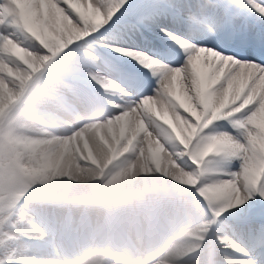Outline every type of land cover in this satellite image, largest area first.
<instances>
[{
    "label": "rangeland",
    "instance_id": "374dc122",
    "mask_svg": "<svg viewBox=\"0 0 264 264\" xmlns=\"http://www.w3.org/2000/svg\"><path fill=\"white\" fill-rule=\"evenodd\" d=\"M53 1L54 0H51L52 4H54ZM138 1L139 0H136L139 6L136 10L137 16L134 15L132 19H135L144 27L143 31L138 32L139 36L143 33L142 41L145 43L149 38H151V40H154L153 37L150 36L154 34L156 35L154 37L162 40L164 44H169L170 42L167 41L164 37H161L155 28L150 27L153 22L148 23V20L151 19V8L149 6L154 3V0H142V3H138ZM240 1L243 4H246L247 0ZM13 2L12 3L14 4V7L11 8L16 14L17 30L19 32L21 31L25 35V37H27L36 46L37 51H42L47 58L46 61L36 69L30 68V66L24 67V70H28L29 77L22 85L19 84L21 83V78L19 76L12 75L11 73H8L6 75V71L3 72V74H0V80L4 82V86L10 84L9 81L15 83L10 87L12 90L15 89V94L12 95L11 93H9L7 95L5 103H0V120H2L4 114L8 115L5 116L7 117L5 122L9 123V118L11 120V116H14L13 123L9 125L11 130L10 137L6 138V140L4 138H0L3 140L2 142L5 141L4 143L7 145L5 146L4 144L2 145L0 143V264H15L16 261L19 264H25L23 262L20 263L21 260L19 259L31 262L28 258L20 256L19 251L21 247L19 243L34 248L46 261H57L61 258L59 264H81L83 260H79L80 257L85 258L92 252L98 254L96 260L98 264H115L119 256L127 259L130 264H169V262H174L176 264H186L185 260H179L177 262L167 260L168 256L166 255L168 253V250L171 249L174 241L179 238H182L181 240L186 242V245L182 250V253H184L186 259L194 260L198 259L201 256H206L204 264H214V261L212 259L217 252L213 251V248L216 244V238L226 240V237L230 244H224V241H220V243L223 244L224 248L227 247L226 245L234 246L233 249L229 250V252L226 254L227 257L232 261L230 264H249V261L253 258V253L262 251L264 245H261L260 242L258 243V241L255 242L254 239H252L254 242H250L249 237L244 236L249 233L247 232L248 230H251L253 228L258 227L264 229L263 224L257 223V221L264 220V206L261 204L259 205V198L257 197L256 201L259 209L257 210L258 216H256V218L251 217V213L249 212L251 206L252 211H254V206H256V203H254V199L248 201L247 208L244 206L236 208L237 200L234 195V188L238 184V182L236 180L224 179V177L229 174L228 172H235L239 170V162L235 160L232 161V159L237 156H243L246 157V162L250 160H257L256 170L255 172H253L252 177H254L256 182L261 178V162L264 151L262 152V148L260 146V132L258 133V139L256 140L255 138H253V134L254 132H256L255 128L248 125V121L252 118V111L249 112V115L243 121L235 122L236 128L240 131V133L243 134L244 138L247 141V146L245 147L244 145L243 148L238 147V142L232 135L223 131L230 130L227 129V126H225L223 122H221L223 125H219L217 129L216 127H214L215 125H217V122H215L216 119H211V123H213L211 131H204L203 127L207 124L211 115L214 118L219 119H223V117L226 116V122L229 121L232 117L240 115L245 110L240 111L238 115H227L224 113H220V115L214 116L213 113L215 111L211 109V107H209L206 112H202L200 107L194 108L192 112H187L183 108H178L175 104H173L172 107L174 111L168 110L167 113L163 115L165 123L167 121L170 126L172 125L175 128V133L177 136L181 135V130L183 132L182 138L187 141V147H182L184 160H187L189 163H191L190 157L187 156V153H189V141L192 145V151H190V153L193 154L194 157L195 154L192 152L197 153L199 159L197 160V164L199 165V167L197 169V172L195 173V181L193 182V184H189L187 187L179 186L174 182L175 180L168 185L166 173L163 174V178L162 176H160L159 178L157 177L156 182L154 183L158 184V180L159 186H156V184H154L152 187L162 186L163 191H168L174 194L175 198H172V196L167 197L155 194L146 195L141 199L135 200L137 201L136 203H133V201L129 202V199L127 198L130 196V194L138 192V190L127 192L129 188H127V186L123 184H127L128 181H130L129 178H126L124 181L121 180L120 182H118V184H120H117L118 186L115 187V178L119 174L121 168H128L129 166L136 164V158H139L140 161H146V163L141 164L147 165L149 168L152 166L151 160H149L148 157L145 156V153L143 152L144 145L142 143H133L132 141L128 142L129 138H124L123 140L117 142L112 141V144L111 141L107 140H113L111 134L108 137H104L103 133L100 134L99 132H96V134H98V139L103 143L105 152L108 154V157L106 159L107 165L105 166L104 164L103 167H100L98 164H95L92 161L93 154L91 152L85 153L84 155L88 158L86 161L90 165V168L93 169L94 172H96L97 177L95 179H92L94 184H92L93 188H78V180L77 178H75V175L71 173V169H73L74 166H70L69 164H67L66 168H63L66 156L70 155L73 148L76 146V143L69 142L67 147L69 151H67L66 149H60L59 146L48 145V140H41L42 138L38 137L35 134L33 124L31 125L37 115H31L29 113V110L24 107L23 101H26L30 105H32L36 110L35 113H38L40 105V103H38V100L40 101V99L46 100L48 98H51L56 94L57 91L62 92L64 97L71 99L72 94H70L69 91L65 89L67 85L61 84L53 76L54 73L58 72L61 74H66L71 78L70 82L72 84H68V87L76 86L84 89L91 102L93 104H96L94 100L93 90L89 89L87 85H80L81 81L78 79L79 75L76 71L83 72L89 70L93 72H99V69L104 68L106 65L109 66V70L115 68L119 69V67L116 66L118 65V63L123 66L126 65L125 67H127V65H132V63H130V58L123 57L115 52H112L110 49H107L104 42L111 41L112 43V38L114 37L124 39V36L117 34L118 31L124 29L126 32H128L132 29L131 32H134L136 29L135 25L133 23L132 28V19L125 20L123 21V23L121 22L108 28L106 31V35L96 40H93L91 37L99 28V24H97L95 27L89 26L87 24H82L79 28L80 32H76L77 34L71 37L66 36L63 39L60 38L62 30H53L49 32V36H53V34H55L54 38L56 40V43L51 46L50 49L44 50L30 39L27 31H25L24 29H38L41 24H47L45 15L41 13V10L39 8H33L32 4L34 3V0H14ZM192 2L196 5V7L194 9H186L183 14L184 21H181L178 24H174V26H178V28L186 31V33H181V35L186 36L189 39L192 37V39L190 40L200 39L204 43L209 44L210 40L208 38L206 39V36L210 32L212 33L213 31H215L214 34H217L219 31H221V24L218 25L214 22L215 16L212 10L217 6L219 2L217 0H210L205 3H202L200 0H192ZM55 4L57 5V8H60V10L63 11L58 0H56ZM68 6L70 7L69 3ZM81 11L85 12L84 10ZM78 15L82 20L93 19L92 13L90 12L84 14L80 13ZM142 16L145 17L143 18ZM210 23H215L217 25V28H210ZM128 25H131V28H128ZM193 25L201 26V31L194 30ZM173 39L175 41L173 40V43H170L169 46L171 48H174V50L179 49L180 52L175 54L170 59L174 61L173 64L181 66L179 68H175L169 66V64L167 63L166 65L171 67L172 69H178L182 78H184V74L186 75V73L192 76L193 72L192 67L190 66V62H185L186 57L183 55V53H185L183 52L184 47H181L179 45L182 43V41L190 45L194 44H191L187 40H183L180 38ZM89 43H95L97 45V48L88 47ZM130 43L137 44L136 41ZM112 44L113 46L117 47V45H115L114 43ZM149 46L151 47L150 50L147 49L149 48ZM66 50H68V53L61 56L60 53ZM143 51L147 52L149 55L161 54L158 52V49L154 47V43L145 45V49H143ZM217 54L219 56L221 55L220 53ZM52 55L55 56L53 57ZM189 56V59H191L192 54ZM225 58H227L228 60L233 59V57L231 56H225ZM137 65L140 66L143 64ZM144 66L146 67L147 65ZM182 68H184L185 70L184 74L180 70ZM40 74L43 76H41L38 81L32 84L31 79L34 76ZM123 74H125V72H122L121 70L120 76H122ZM168 75L169 77H171V72H169ZM157 76L159 77V79H163L164 77L162 72L157 73ZM213 81L215 80L210 79L208 83H204L201 89L198 90V92L200 93V91H203L210 85V83H213ZM116 83L119 84V82ZM120 85L125 89V85H123L122 83ZM232 85L233 84L230 83L228 79H226L223 86L220 85L219 88L220 90H222L224 89V87L230 88L232 87ZM16 86H19V89H17ZM29 87H31L33 92L30 95H27V91L25 90L24 92V88L29 89ZM153 88L154 87L151 86V88H149L148 90L146 87V93L151 94V89ZM2 89L3 87L0 85V91H2ZM232 89L235 94L238 92V87L236 85H233ZM47 92H50V94L48 95ZM258 93H260V90H257L256 94ZM236 95L238 99L239 93H237ZM140 97L141 96L135 98V103L139 102ZM57 98L63 100V97ZM130 99L134 100L133 96L130 97ZM262 101L264 104V94L262 95ZM14 102H18V104L15 105L14 108L16 109L13 110L12 106L13 104H15ZM9 109L10 112L8 111ZM26 117L30 119V122H26L24 120V118ZM9 127L7 128L8 130ZM196 130L201 131V135H199L198 137L194 136ZM5 133L4 134L7 135L8 131H6ZM216 135H220L223 137L217 139ZM203 138L205 139V142L200 141V139ZM10 143L11 146L9 147ZM134 144L136 145L133 146ZM129 150L133 152L129 156H127ZM205 153L207 154V156H210L208 153H222V155L218 158H206ZM111 156H113L114 159H111L109 161L108 159H110ZM119 164H121V166ZM75 167L79 166L77 165ZM193 167H196V165H193ZM213 168L217 170L213 171ZM211 169L212 171H210ZM203 170H209L210 172H205ZM79 172L81 173L78 174L77 172L76 174L85 177V170H81ZM30 179L31 181H29ZM141 181V188H143V191L147 189L146 186L147 184H149V182H146L145 179H142ZM229 182L232 187L229 188V194H227L225 193V188L226 184H229ZM30 184L32 185L30 186ZM52 184L60 185L62 192L66 193V195H53L50 193H45L43 191L44 188ZM96 184L101 185V190L97 195L94 194ZM181 190L184 192H181ZM113 192L126 193L114 194ZM22 194L28 195H25L21 198ZM176 195L178 196V199L176 198ZM207 195H210L211 197H208L213 199H211L210 202L214 201L218 204L219 210L217 211V214H213L211 209L208 207L209 202L206 201ZM27 197H29V199L33 201L41 200L42 198H48V200L50 199V201H53L55 204H51L48 206L30 204L28 202L20 204L24 201L23 199ZM59 197H63L64 200H56V198ZM147 198H152L154 201H156L158 207H163L164 205L179 206L182 211V216L185 224L179 233L173 236V238H169V240L167 241V245L162 251H159V249L154 250L151 254L144 256V260H142L139 255V244L135 246L137 251H134V242H138L141 237L134 235H131V237L125 236L123 234L124 230L122 229V227L121 229L123 230V232L121 235L117 236L119 240L113 239V243L115 244H113L112 247H104L102 244L98 248L87 250V252L85 251L79 257V259L66 249L62 250L64 252V255H62L60 253V250H58L57 248V243H54L53 241V239H59L58 233L61 231L57 229V224L56 227L53 228V231H51L47 230L44 227L45 225H40L41 223L38 221V218H46L48 216L47 212L51 207H53V210L61 215H63V213L64 215H67L69 212L66 217L70 221V225L67 226V237L70 238L68 246L77 247L76 242L78 244H81L83 239H87L86 236L88 235H90L89 244L94 246L97 238L99 239L101 236H103V234L108 233L106 232V229H103V223L97 229L99 230V233L97 232V234H95V231L92 227V230L94 232L93 236L90 234L89 230H86V223L91 225L90 219L93 217V210L100 211V213H102V218L106 216L107 211L111 207L113 208V212H117V217L119 218L123 217L121 216L120 211H125L127 215H124L126 219V225L124 226L132 230V226L134 224L132 226H127V224L132 221L131 216L128 212L133 213V211H135L136 214H139L140 211L138 210V207H141L142 203L146 209H149L150 207L146 201ZM174 199H176V202H174ZM179 200L183 201H181V203L179 204ZM199 202L204 203L203 207L199 205ZM97 205H101L102 209L96 208ZM233 208L236 209L231 210ZM79 209H81L82 212L78 211ZM35 212L40 213V215L36 216ZM156 217L158 218L159 216L156 214ZM28 218H31V220L28 221ZM82 220H85V223H82ZM26 221H28V223H31V226L29 225L28 228L26 226ZM191 222H193L192 225L189 224ZM74 223L75 226L73 227ZM77 224H81L83 227L78 229L76 227ZM201 224L203 225L202 227ZM28 229H32V231L34 232L38 230V233H41V236L46 237L47 240H49L50 236L52 243H50L49 241L41 242V239L37 238V236H35V234H33L32 231ZM140 233L146 234L147 228H144ZM164 234H166V230ZM241 234L244 236H242ZM108 243L112 242L108 241ZM107 247L108 249H111V252L105 251L107 250ZM128 248H132L131 254L133 253V257L130 254V249Z\"/></svg>",
    "mask_w": 264,
    "mask_h": 264
},
{
    "label": "bare ground",
    "instance_id": "6f19581e",
    "mask_svg": "<svg viewBox=\"0 0 264 264\" xmlns=\"http://www.w3.org/2000/svg\"><path fill=\"white\" fill-rule=\"evenodd\" d=\"M14 0H7V3H10L12 7H14ZM202 3H205L210 0H200ZM13 2V3H12ZM54 4H52L51 0H34L33 8H39L41 10V13H43L46 17L47 24L53 25V30L60 31L62 30V25L60 24L59 18L53 21L49 18L50 11L57 8V5L55 4L56 0L53 1ZM58 2H60L58 0ZM65 2H68L71 9L76 12L77 14L80 13H92L93 8L91 4L86 0H65ZM168 2L172 3L173 0H168ZM255 2V0H253ZM229 3L231 4H243L240 0H229ZM248 3V0L246 1V4ZM75 4V5H73ZM245 4V3H244ZM89 6V7H88ZM84 10L85 12L79 10ZM213 10V9H212ZM12 8H7L0 6V74H3V72L6 71V75L8 73H11L12 75L19 76L21 78V83H25V81L29 77L28 70H24V67H29L32 69H36L38 66H41L46 61V56L43 54L42 51H37L36 46L27 38L25 35L20 31L17 30V19L16 14ZM144 18V17H143ZM215 18V17H214ZM236 19H239L237 16ZM250 19V18H249ZM245 20V25H238L239 30L244 34L246 43L237 44L236 42H233L231 40L225 39L224 35H222V39L224 40L225 44L231 43V47L233 51H240L241 54H246V51L248 48H251L255 54L258 55V47L259 44L264 38L263 32H264V23L258 22L254 19H252L254 22H256L260 29L259 33L255 30V27H248L246 25L247 19ZM149 22H153V18L148 20ZM214 22L218 25L220 23L214 19ZM213 23H210V28H217V25ZM173 27V24L171 25ZM194 30L201 31V26H195L193 25ZM130 28V26H128ZM189 28V27H188ZM179 31L183 32L181 28H178ZM76 32H80V29H76ZM158 32V31H157ZM130 33L133 37L129 36L125 32V30H120L117 34H120L124 36V39L120 38H112V43L117 45V47H131L138 50L143 51L145 49L146 42L144 43L140 38H137L134 36V33ZM215 31L209 34L214 37L216 34H214ZM152 34V33H150ZM159 34V33H158ZM213 34V35H212ZM153 36H156L152 34ZM262 35L261 37H259ZM206 36V35H205ZM162 37V36H161ZM210 36H206V39ZM259 39V41H257ZM129 42H128V41ZM160 40V39H159ZM174 40V39H173ZM136 41L137 44H133L130 42ZM162 42V40H160ZM175 41V40H174ZM202 41V40H201ZM203 42V41H202ZM228 42V43H227ZM149 44V43H148ZM216 44L218 46L223 47L222 43L216 42L212 40L209 41V45ZM183 48V55L186 57V61L190 62V66L192 67V76L184 74V68L180 69L183 74L184 78L180 75L179 71H176L177 69H172L171 67L167 65H159V64H153L150 59H145L142 55H136L134 59L137 61L138 64H143L138 66L137 63L133 60L130 61L132 63V67L139 70V72H144L145 74H138L140 82L134 81V80H128L124 76H120V71L117 69L109 70V66H106V68L99 69V72H93V71H83L79 72L76 71L78 76V79L81 82L85 83V80H87L88 83H90L93 86V89H99L101 92L108 93H118L121 94V103L116 108V116L117 118L113 120V122L110 125L104 126L101 123H96L94 125V131L99 132L100 134L103 133L104 137L111 136L113 137V140L107 139L109 141L117 142L118 140L128 139L132 142H140L144 145L143 152L145 153V156L148 157L149 160H151V167L149 168L147 165H143L141 163H136L132 166H129L128 168H121L119 174L114 180L115 187H117L121 180L124 181L126 178L130 179L127 184H123L129 188L127 192L133 191V190H142V179H145L146 182H149L147 184V188L152 187L154 184L156 186H159V181L156 179L159 178L163 174H167V184L174 181L179 186L187 187L189 184H193L196 178V174H193L188 170V168L185 166L182 170L177 172L174 167L172 161H181L184 160L183 157V151H178L174 154L166 153L162 150L163 141L168 140L170 138V135L172 132L167 128L165 125L164 120V114L167 113L168 110H173V104H175L178 108H183L187 112H192L194 108L200 107L202 111L207 109V107H212L214 111H218L220 113H225L227 115H238L240 111L246 112L249 109L252 111V118L248 121V125L251 127H254L256 132L253 134V138L256 140L258 139V133L260 132V146L262 148L263 141H264V104L262 101V95L264 94V68H260L257 64H253L250 62H242L239 60H236L233 58L232 60H228L223 55H218L217 52H214L212 49H206L202 50L200 48L195 47L194 45H190L186 42H183L179 45ZM147 48L148 50H150ZM187 51H186V49ZM225 48V45H224ZM190 51V52H188ZM33 52H39L37 55H32L30 53ZM192 54V58L189 59V55ZM174 63V61H172ZM144 65H147L146 67ZM149 67V68H147ZM146 69V70H145ZM154 71V72H153ZM162 72L164 77L163 79H159L157 76V73ZM169 72H171L172 76L169 77ZM90 74V75H89ZM210 79H214L213 83H210L208 87L211 85H214L217 83V87L209 94H201L198 92V90L201 89L202 85L204 83H208ZM228 79L230 83L233 85H236L238 87L239 97L237 99V93L235 94L232 87H224V89L220 90L219 86L224 84L225 80ZM114 80V81H112ZM155 81H159V85L155 83ZM116 82H119L116 83ZM3 81L0 80V85L3 87L2 91H0V103H5L7 95L11 93L12 95L15 94V89L12 90L10 87L13 86L15 83L12 81H9L10 84L7 86L3 85ZM125 85V89L122 88L120 84ZM140 83L142 84V87H140ZM62 84H66L62 82ZM67 87H65L66 90L69 91L70 94H72L71 99H77L80 101V103L88 106L89 110L91 112L97 111L99 108L98 104H93L91 100L88 98L86 92L84 89L72 86L68 87V84H66ZM153 86L154 88L151 89L152 93L147 94L146 93V87L149 90ZM17 89H19V86H16ZM207 89V88H205ZM257 90H260V93H257ZM17 91V90H16ZM49 95V92H47ZM86 96H85V95ZM134 98V100H131L130 97ZM141 96L138 103H135V98ZM237 100V101H236ZM45 101V99L38 100V103H41ZM97 106V108H95ZM175 107V108H177ZM242 112V113H243ZM26 122H30V119L28 117L24 118ZM32 122V121H31ZM30 125V124H29ZM32 125V123H31ZM98 135V134H97ZM223 136L216 135V138H222ZM86 139V138H85ZM44 140V139H41ZM112 142V144H113ZM48 145L54 146L52 141L48 140ZM78 143L80 146H83L84 140L78 138ZM134 144L133 146H135ZM236 146V145H234ZM60 149L68 150V145L59 146ZM133 151H129L127 153V156H129ZM92 155V161L95 164H98L100 167H103L107 165V157L108 154L101 159L98 158L95 154V151H91ZM171 155L172 160L167 159V157ZM67 159L68 156H66L64 161L63 168H66L67 166ZM109 160V159H108ZM122 160V159H121ZM87 162V161H86ZM154 164V167H153ZM121 166V164H119ZM248 173L250 176H252L253 172L256 170L257 166V160L254 161H248ZM119 166V167H120ZM90 167V165H89ZM156 167V168H155ZM91 169V168H90ZM81 170L74 171L71 169V173L75 175V178L78 180V188L85 187V188H93L92 179L97 177L96 172H92V174L86 173L85 177H82L81 175H77L76 173L80 174ZM93 170V169H92ZM140 181V183H139ZM118 184V185H117ZM228 184V183H227ZM226 184L225 193L229 194V184ZM94 185V184H93ZM181 192H184L181 190ZM114 194H124L126 192H113ZM226 195V194H225ZM245 199V196H241L239 202L242 203ZM148 205L151 206L153 204H157L156 201H154L152 198L148 199ZM244 207L247 208L248 201L246 202ZM158 207V204H157ZM159 211L162 214L167 213L168 211H172V206L164 205L163 207H158ZM52 210L48 211L51 212ZM78 211L82 212L81 209ZM141 215L128 212L131 216L132 221L127 224V226H132L135 222L142 223L143 220L150 219L151 221H156L159 225H161L164 228L169 229L173 235H175L179 228L183 225V221L176 220L173 217H169L168 215L162 216V218L155 219L152 217L151 212L147 210H142ZM36 216L40 215V213L35 212ZM121 220L119 217L114 218V220L110 219H101L102 213L100 211L93 210L92 215L93 217L90 219V224H87V230L91 227H94L93 230L95 231V234L97 232L99 233V230H97L100 225L106 221L110 224V227H104L103 229H107L108 234H103L99 239L97 238L96 242L94 243V246L86 244L85 246H88L86 250H93L95 248L100 247L103 244V241L108 238L117 239V235L114 234L112 231L113 226L116 224L119 227H122L124 230V234L127 237H131V235L137 236L140 232L137 230H134V225L132 226V230L125 227L126 225V219L124 215L127 213L125 211H120ZM112 215V214H111ZM52 218L49 216V218L46 217V221L43 217L38 218V221L41 223L40 225H45L48 223L49 219ZM57 218V229H60L63 233L67 235V226L62 224L63 222H66V218L64 215L58 214L56 216ZM183 218V217H182ZM60 219V220H59ZM143 219V220H142ZM31 218H28V221H30ZM51 220V225L49 228L51 231H53V228L56 226L53 224V220ZM69 220V219H68ZM26 221V226H31V223ZM83 221V220H82ZM60 222V224H59ZM70 222V221H69ZM105 223V224H106ZM175 224L177 226H175ZM190 225L193 224V222L189 223ZM70 225V224H69ZM75 226V223L73 224V227ZM112 226V227H111ZM203 225L201 224V227ZM76 227L80 229L83 227L81 224H77ZM217 228V225H216ZM32 231V229H28ZM92 230V228H91ZM92 230V231H93ZM83 231V230H82ZM39 231L36 230L35 232L32 231L37 238L41 239V242H51V237L49 236V240H47L46 237H42L41 233H38ZM249 232L247 235H242L244 237H249V241L260 242L261 245H264V229L261 228H253L251 230H248ZM94 233V232H93ZM240 235V234H239ZM100 236V235H98ZM157 236V235H156ZM61 237H64L62 234ZM33 239V238H32ZM182 238H179L174 241V243L171 246V249L168 250V253L166 256H168L169 261H179V260H185L186 264H204L206 256H201L198 259L189 260L185 258L184 253H182V250L184 249L186 242L181 240ZM36 240V239H34ZM227 240V241H226ZM226 240H221L216 238V250L217 252L214 255V258H216V264H230L232 261L227 257V253L229 250L233 249L234 246H228L224 248L223 244L220 243V241H224L223 243H229L227 237ZM54 243L59 244V241L57 239H53ZM153 242L154 239V233L150 232L149 234L144 235V237H141L138 241L139 244L144 246L146 248V242ZM253 241V242H254ZM167 244V242L163 245L161 242L157 245V247H163ZM230 244V243H229ZM21 249L19 251L21 257L28 258L31 262L24 261L22 259L21 262L26 264H59V260L55 261H46L43 259L41 254L36 251L32 247H28L25 244L19 243ZM155 248V247H153ZM87 252V251H86ZM153 250L149 249L147 254H151ZM142 254V249L139 250V255ZM252 254V253H251ZM104 255V254H103ZM98 254L96 253H90L87 257L82 258L80 257L79 260H83L81 264H98L96 262ZM135 259V257H134ZM258 262V264H264V246L262 251H257L253 253V258ZM165 260V259H163ZM168 261V262H169ZM247 261V260H246ZM115 264H130L127 259H124L122 257H118ZM169 264H176L174 262H169Z\"/></svg>",
    "mask_w": 264,
    "mask_h": 264
},
{
    "label": "clouds",
    "instance_id": "9594fccd",
    "mask_svg": "<svg viewBox=\"0 0 264 264\" xmlns=\"http://www.w3.org/2000/svg\"><path fill=\"white\" fill-rule=\"evenodd\" d=\"M61 2H64V0H60V3ZM73 15L75 16V19L73 16L66 14L64 10L61 11L60 8H55L50 11V20L54 23L58 17L60 24L62 25V32L60 34L61 39L66 36L71 37L76 35L77 33L75 30L79 29L82 24H87L92 27L99 24V28L97 29V31H99L106 23L102 18V14L95 8H93L92 11L93 19L82 20L74 11ZM26 31L30 39L34 41L35 44H38L41 49L48 50L56 43L54 38L55 34L49 36V32L53 31L52 24H41L38 29H28ZM30 54L37 55L39 52H33ZM144 58L150 59L153 64H159L162 66L166 65V63L152 59L147 55H144ZM176 71H178V69ZM155 83L157 86H160L159 81H155ZM85 84L94 92V100L99 106L97 111L91 112L88 106L80 103L79 100L64 97L62 92L57 91L53 97L40 103L38 114L34 118L32 124L35 129V134L44 140L52 141L54 146H63L68 145L69 142H75L76 146L68 156L67 163L70 166H74V171H78L82 168L86 173L92 174L94 170L90 169L89 164L86 162L88 158L84 154L95 151L96 156L101 159L106 155L104 145L98 139V136L94 131V125L96 123H101L104 126L110 125L113 120L117 118L115 110L122 101L121 94L113 92L104 93L99 89H93V86L88 83L87 80H85ZM140 87H142L141 83ZM57 97H63V102L61 103L58 101ZM209 131H211V129ZM240 135L243 136L242 133H240ZM182 136V130L180 136L172 133L168 140L163 141L162 150L166 153L174 154L181 151L182 146L187 147V141L183 139ZM78 138L84 140L83 147L79 146ZM237 142L238 147H244L243 143H240L239 141ZM136 159L138 163H146V161H140L139 158ZM167 159L172 160V156L169 155ZM172 163L177 172L187 166L188 170L195 174L199 167L196 159H192L191 163L187 160H181L178 162L172 161ZM77 165L79 167H75ZM193 165H196V167H193ZM261 176H264V166L261 168ZM244 180L245 182L255 181L254 177L250 176L248 172L245 174ZM229 187H232V185H229ZM43 191L53 195H66V193L62 192L61 186L58 184L49 185L44 188ZM234 195L237 200L236 208H238L240 206V197L244 195L239 184L234 188Z\"/></svg>",
    "mask_w": 264,
    "mask_h": 264
},
{
    "label": "snow or ice",
    "instance_id": "6c2138e0",
    "mask_svg": "<svg viewBox=\"0 0 264 264\" xmlns=\"http://www.w3.org/2000/svg\"><path fill=\"white\" fill-rule=\"evenodd\" d=\"M92 8L98 9L102 14V18L106 21L103 27L91 37L93 40L98 39V34H102L107 31L113 25H117L125 20L132 19L139 7L136 0H88ZM0 6L11 8L12 5L7 3V0H0ZM60 7L66 14L73 16V10L68 6V3L61 2ZM151 8V17L153 23L150 27L155 28L159 35L164 37L170 43H173V38H180L187 40L189 43L194 44L195 47L200 49H212L214 52L220 53L223 56H231L236 60L242 62H250L257 64L260 68H264V38H262L259 47L258 55H256L251 48H248L246 54H241L240 51H226L224 47L216 44H207L198 40H190L188 37L181 35V33L172 30L171 25L177 24L178 19H182L184 11L186 9H194L196 5L192 0H173L169 3L168 0H154V3L149 6ZM215 19L221 24V31L218 34H223L225 39L236 42L237 44L246 43L244 34L239 30L238 25L243 19H254L258 22L264 23V0H248L247 4H231L229 0H220L216 8L213 10ZM239 19H236V17ZM169 44L155 43L154 47L158 49L160 55H149L145 51H141L130 47H116L113 46L111 41H105L107 49L115 52L123 57L134 59L136 55H147L152 59L159 60L161 62L169 64L171 67L179 68L181 65H175L170 59L175 55L174 48H171ZM138 64V63H137ZM146 70V69H145ZM127 79L140 82L138 74L136 72H126L123 74ZM251 110L241 113L238 116L232 117L229 121L223 122L227 129L223 130L232 135L237 141L247 146V141L244 136L240 135V131L236 128V121H243ZM220 124L215 125L218 129ZM239 162V170L235 172H228L229 174L224 177L227 180H236L241 186V190L244 192L245 199L240 206L246 204L247 201L259 198V201H264V176H261L259 182L250 181L245 182L244 177L248 172V165L246 157L237 156L232 161ZM258 201V202H259ZM239 206V207H240ZM233 208L231 210H234ZM249 264H258L254 259L249 261Z\"/></svg>",
    "mask_w": 264,
    "mask_h": 264
}]
</instances>
